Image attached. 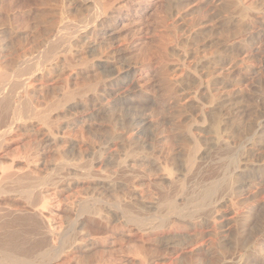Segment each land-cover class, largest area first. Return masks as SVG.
I'll return each instance as SVG.
<instances>
[{
    "label": "bare ground",
    "instance_id": "bare-ground-1",
    "mask_svg": "<svg viewBox=\"0 0 264 264\" xmlns=\"http://www.w3.org/2000/svg\"><path fill=\"white\" fill-rule=\"evenodd\" d=\"M37 1L49 14L31 26ZM22 37L34 40L33 58ZM262 51L264 0H0V264H93L72 263L64 248L81 254L117 229L139 234V244L134 237L121 246L129 264H174L211 250L225 258L219 228L245 217L232 196L228 213L219 200L237 177L209 179L202 146L235 143L240 86L264 78ZM260 115L239 150L226 153L228 169L264 175V158L253 160L264 138V109ZM157 133L178 145L179 163L157 148ZM53 153L59 159L48 165ZM151 165L161 170L156 178L146 175ZM193 169L203 174L188 186ZM83 179L107 186L113 199L70 193L61 205L63 190ZM89 225L109 233L96 236ZM190 230L208 243L186 239ZM109 248L108 256L120 251ZM112 260L94 264H122Z\"/></svg>",
    "mask_w": 264,
    "mask_h": 264
},
{
    "label": "rangeland",
    "instance_id": "rangeland-1",
    "mask_svg": "<svg viewBox=\"0 0 264 264\" xmlns=\"http://www.w3.org/2000/svg\"><path fill=\"white\" fill-rule=\"evenodd\" d=\"M38 3V1L37 2H35V3H33L32 4V8H33V12L30 14V25L31 26H33L34 25V23H36V18H38V17H41L43 14L44 15H47V14H49V11H47V10H41V11H39V9H35V8H38V7H36V5L35 4H37ZM39 5V4H38ZM37 5V6H38ZM42 8H41V7ZM45 6V5H44ZM39 7L41 8V9H43V5H39ZM45 7H47V6H45ZM35 12H36V15H35ZM46 12H48V13H46ZM70 13V14H69ZM39 14V15H38ZM41 14V15H40ZM65 14H68V15H71L72 14V11H68V12H66ZM32 15V16H31ZM43 15V16H44ZM35 21V22H34ZM32 22H33V24H32ZM31 26H30V28H31ZM25 38V39H24ZM29 38L31 39L32 37H22V39L20 38V39H18V42L21 44V45H23V46H25V47H29L30 46V53L32 54H30V57H34L35 56V50L34 49H32V46H33V43H34V40L32 39V40H29ZM20 40V41H19ZM26 40V41H25ZM28 40H29V42H28ZM29 43V44H28ZM32 44V45H31ZM31 50H33V51H31ZM262 55V56H261ZM32 57V58H33ZM259 57H264V52L262 51L261 53H260V55H259ZM262 65H264V61H263V63H262ZM248 81L249 80H243V82L241 83L242 84V86L243 87H245V88H243L242 86H240L241 87V89H243L242 90V93H241V96L243 97H239V102H238V104H239V115L241 114V113H243V114H241L240 115V120H241V122H240V126H239V128H238V130L236 131V134H234L233 135V137H231L232 139H233V141L235 142V143H233V142H231L229 145H226L224 142H220V143H214V141H206V142H204V144H203V146L202 147H204V148H206V151H205V153L203 154L204 155V157H206L204 160H207V161H209V162H207L208 164H209V166L208 167H206L207 169H208V171H207V173L209 174V179H222V178H224V177H227L229 174L230 175H235L237 178H236V182H234L235 183V185H234V189L232 190V191H234V192H232V191H230V195L228 196V193L227 194H225V196L223 197V198H221L219 201H221V204L223 203V206H222V208L225 210V211H227V213L228 212H230V210H228V207H227V203L228 202H226L227 201V199H229V197H231L232 196V198L233 199H235V200H238L239 201V204H238V207L239 208H237L238 210L237 211H239V213L240 214H242L244 217H245V219H243L242 221H244V222H240V224L238 223L239 221H237L236 223L238 224L237 225V227L236 228H233V229H231L230 231H226L225 229L228 227V225H230V224H226V223H224V225L222 226V229H221V227L219 228V230L221 231H225L224 232V234H227V237L225 236V237H220V238H218L219 240H218V242H219V244L222 246V248L225 250V258H222V259H220L219 261H218V253H215L216 251H214V250H211V252H209V253H203V252H205V251H200L198 254H196L195 256H193V258L194 259H192V258H190V259H192L191 261H190V259L188 258V257H185V258H183L181 261H175L174 262V264H208V259L210 260V261H212L213 260V262H211L212 264H214L215 262V264H231V261L233 260V259H235V257L237 256V254H239V253H241V254H243L244 255V257H245V260H244V264H264V175L261 173H258V174H255V175H252V176H249L248 174H242V173H239L238 171H236L235 169H231V168H229V169H231V171H229V169L227 168L228 166L229 167H231L230 165H228L227 166V163H229V156L227 155V154H231V152L232 153H234V151H236V149H237V151L239 150V143L240 142H246V140L247 139H245V137L247 138V135H248V133H249V128H250V124H251V121L253 120V119H256V120H258L260 117H261V113H262V110L264 109V102H263V98H262V96H261V94L262 95H264V78H262V80L261 79H257V80H254L253 82H251V80H250V83L249 84H251V86L248 84ZM245 83H246V85H245ZM245 86H244V85ZM248 85V86H247ZM251 87V88H250ZM249 89V90H248ZM256 90V91H255ZM257 93V94H255V92ZM263 91V92H262ZM246 92V93H245ZM250 92V93H249ZM261 92V93H260ZM242 94H244V95H242ZM254 94V95H253ZM254 96V97H253ZM248 97V98H247ZM242 98V100H240ZM245 98V99H244ZM251 98H253V99H251ZM245 101H247V102H245ZM262 101V102H261ZM240 103H241V105H240ZM244 103H246V104H244ZM249 105V106H248ZM245 106H247V107H245ZM243 110H242V109ZM241 109V110H240ZM254 109V110H253ZM256 112V113H255ZM167 114H165V115H156V116H154V118H158L159 120H162L163 119V116H166ZM161 116V117H160ZM168 116V115H167ZM243 117V118H242ZM162 118V119H161ZM261 119V118H260ZM259 119V120H260ZM243 121V122H242ZM248 122V123H247ZM245 124V125H244ZM246 125H249V126H246ZM245 127V128H244ZM248 127V128H247ZM241 128V129H240ZM240 129V130H239ZM102 134V132H98L97 134H96V137H95V141H96V144H99V142L100 141H102V139H103V135H102V137H99L98 138V136H100L101 134ZM98 134H100V135H98ZM163 134V133H162ZM161 133L159 134V133H157L156 134V145H157V148H160V145H162L163 144V146H165V147H163V150L166 152L167 151V148L168 149H170L169 150V152L172 154H174V156H175V160H177L178 161V163H179V160H180V155L178 154V151H179V148H178V145H176V143L175 144H172L171 143V141H169L170 140V137L168 136V138H166V139H160V137H161V135H162ZM170 134V133H169ZM98 135V136H97ZM159 136V137H158ZM96 138H97V140H98V143H97V140H96ZM159 138V140H157ZM231 139V140H232ZM100 140V141H99ZM162 140V141H161ZM167 141H169V142H167ZM263 141V142H262ZM165 142V143H164ZM160 143V144H159ZM170 143V144H169ZM210 143V144H209ZM212 143V144H211ZM223 143V144H222ZM261 143H262V145L260 146V148H258L257 149V151H255V155H254V159L253 160H260V159H263L264 158V138H262V140H261ZM159 144V145H158ZM207 144V145H206ZM240 144H242V143H240ZM172 145H174V146H172ZM205 145V146H204ZM170 147V148H169ZM222 147H224V149L222 148ZM230 147V148H229ZM232 147V148H231ZM236 147V148H235ZM220 148V149H219ZM225 148H226V150H225ZM225 151V153H223L224 151ZM202 151V150H201ZM200 151V152H201ZM218 151V152H217ZM231 151V152H230ZM229 152V153H228ZM177 153V154H176ZM227 153V154H226ZM58 155L59 154H56V153H53V155L51 156L53 159H54V157L56 158V159H54V161H49V164L48 165H51V163H53V162H55L56 160H58L59 159V157H58ZM58 157V158H57ZM228 159V160H227ZM227 161V162H226ZM205 162V164H206V161H204ZM139 164V163H138ZM211 164V165H210ZM206 166H207V164H206ZM227 166V167H226ZM212 167H213V169H214V167H215V171L212 169ZM223 167H224V169H223ZM151 168V169H150ZM157 168V169H156ZM211 168V170H209ZM155 169V170H154ZM228 169V171L229 172H231V173H226V172H228V171H226ZM225 170V171H224ZM148 171H149V173H143V174H146V175H149V176H151L152 178H156L157 177V175H160V171H159V168L158 167H155V166H153V165H151V166H148ZM211 173H210V172ZM151 172H152V174H151ZM154 172V173H153ZM157 172V173H156ZM197 171H196V169H193V170H191L188 174H187V178L186 179H188V183H193L196 179H197V177L200 175L201 176V174H203V173H198L197 172V174H195ZM225 172V173H224ZM207 173H206V175H207ZM156 174V175H155ZM191 174V175H190ZM224 174V175H223ZM226 175V176H225ZM243 175H245V176H243ZM263 175V176H262ZM182 176V175H181ZM192 176H193V179H192ZM212 176V177H211ZM261 176V177H260ZM180 177V176H179ZM183 177V176H182ZM211 177V178H210ZM214 177V178H213ZM218 177V178H217ZM189 178H191V180L189 179ZM186 179L184 178L182 181H185L186 183H187V181H186ZM239 179V180H238ZM253 179V180H252ZM190 180V181H189ZM208 180V179H207ZM86 179H83L82 180V182L83 183H80L79 185H77V186H75V187H73L72 189H70V190H74V191H71L70 192V190L69 189H67V190H63V192H62V194L60 195V197H63V198H60V203H61V205H63V203L64 204H70V202H68L69 200L71 201V199L69 198V197H71L72 195V197H74V196H77V194H78V196L80 195V199L79 200H81V198H83V199H90L93 195H95V192H96V194H98V191H99V193L100 192H102L101 193V195H103L105 192H106V194L108 195H105L104 194V197L107 199V200H112L113 198H111V196H112V194L110 193V189H108V187L107 186H105L104 188L103 187H99V185L98 186H96V184H89V182L87 181ZM187 183V185L189 186V185H192V183L191 184H188ZM86 184V185H85ZM86 187H85V186ZM88 185V186H87ZM82 186V187H81ZM144 186H146V187H150L148 184L146 185H144ZM94 187V188H93ZM123 187V188H122ZM221 187L222 186H220L219 188L221 189ZM223 187H224V185H223ZM222 187V189L221 190H223L224 188ZM75 188H77L78 189V191H81V192H79L78 193V191L77 190H75ZM84 188H91V189H84ZM126 187H124V186H122L121 185V187H120V185H119V187H118V191L119 192H121L120 190H124ZM81 189V190H80ZM100 189H101V191H100ZM90 190V191H89ZM106 190V191H105ZM109 190V191H108ZM220 190V191H221ZM65 191V192H64ZM68 192V194H64V193H67ZM76 191V192H75ZM84 191V192H83ZM91 191H93V192H91ZM108 191V192H107ZM112 192V191H111ZM70 193H72V195L70 196ZM74 193H76V194H74ZM113 193V192H112ZM226 193V192H225ZM235 193V194H234ZM231 194H233V195H231ZM65 195H68L67 197H65ZM110 195V196H109ZM119 195H121V194H119ZM154 195V194H153ZM158 194H155L153 197H156ZM77 196V197H78ZM88 196V197H87ZM90 196V197H89ZM65 197V198H64ZM71 197V198H72ZM86 197V198H85ZM108 197V198H107ZM110 197V198H109ZM68 198V199H67ZM79 198V197H78ZM232 198H230V199H232ZM237 198V199H236ZM64 199H66V200H64ZM61 200H64V201H66V202H63V201H61ZM66 204V205H67ZM63 206H65V205H63ZM229 216H230V214H229ZM228 217V216H227ZM253 217V218H252ZM243 226V227H242ZM89 227H90V225H89ZM89 227H88V230L90 231V232H92V234H94V235H96V236H99V235H106V234H108L109 233V230L108 231H106L107 229H109L110 227L109 226H105V225H100V226H96V227H94V226H91L90 227V229H89ZM92 227H93V229H92ZM99 227V228H98ZM97 228L99 229V230H97ZM101 228V229H100ZM104 228V229H103ZM106 229V230H105ZM235 229V230H234ZM103 230V232H101ZM106 231V232H105ZM108 232V233H107ZM113 232H115L114 234H113V237L115 238H112V242L110 241V242H105L106 243V246H105V243H99V242H97V244L95 245V244H91V248H87L86 250H82V252H81V254H80V252L78 251V252H75V253H73V254H69V253H71L72 251H70L69 249V247H66V248H64V250H63V252H64V254L66 253V256H67V254H68V258L70 257V261L72 262V263H75L76 261H78V260H80V259H82L81 261H79V262H82V263H96V261H95V259H97V257H99V256H102V255H104V256H107L108 258H110V259H112V258H114V255H115V260H112V262L113 261H115V263H122V264H124V262L126 263V264H129V262H128V260H130V257H131V255H130V257H129V255L128 254H126L125 252L123 253V248L125 247V246H127V244L129 245V244H132L133 243V241L134 240H138V238H137V236L139 235V234H135L134 233V235L132 234L133 232H131V234L130 235H124L123 236V234H121L122 232L120 231V230H118L117 229V231H113ZM188 233H189V236L190 237H186V239L187 238H189L188 240L189 241H191L192 239H195L194 241H197V242H199V240H200V242L199 243H201V242H204L203 244H207L208 243V239L210 238V236L209 235H207V234H205V235H203L202 236V239H199V237H196L197 235H195V237H194V231H192V230H190V231H187ZM187 232H185L186 234H188ZM96 233H98V234H96ZM102 233V234H101ZM106 233V234H105ZM208 237H207V236ZM206 236V237H205ZM118 237V238H117ZM127 237V238H126ZM135 237V238H134ZM134 238V239H133ZM137 238V239H136ZM251 238V239H250ZM122 239V240H121ZM124 239V240H123ZM132 239H133V241H132ZM199 239V240H198ZM118 240V241H117ZM128 240H131V241H128ZM188 240H186V241H188ZM203 240V241H202ZM205 240V241H204ZM236 240V241H235ZM126 241V242H125ZM185 241V240H184ZM206 241H207V243H206ZM222 241V242H221ZM233 241V242H232ZM132 242V243H131ZM135 242V241H134ZM238 242V243H237ZM255 242V243H254ZM136 243V242H135ZM232 243V244H231ZM101 244H103V245H101ZM115 244V245H114ZM117 244H120V247H119V245L118 246H116ZM124 244H126V245H124ZM136 244H139V242L137 241V243ZM223 244V245H222ZM92 245H94V246H92ZM98 245V246H97ZM112 245V246H111ZM160 245L162 246V244L160 243ZM96 246V247H95ZM103 246H104V248H103ZM123 248H122V247ZM232 246V247H231ZM90 247V246H89ZM111 248L112 249V247H114V249L115 250H120L121 251V253H120V251H116V253H115V251H114V253H112V255L110 256H108L107 254H106V252H105V250H108L107 248ZM119 247V248H118ZM109 248V249H110ZM118 248V249H117ZM120 248H122V249H120ZM231 248V249H230ZM68 249V250H67ZM103 249V250H102ZM229 249V250H228ZM233 249V250H232ZM98 250H100V252L98 251ZM70 251V252H69ZM81 251V250H80ZM89 253H88V252ZM92 251H94V252H92ZM102 251H104L103 253H101ZM63 252H62V254H63ZM68 252V253H67ZM87 252V253H86ZM99 252V253H98ZM214 252V253H213ZM86 253L87 255H84V254ZM94 253H96V255H98V254H100L99 256H96ZM98 253V254H97ZM118 253H119V255H118ZM78 254V255H77ZM83 254V255H82ZM106 254V255H105ZM121 254V255H120ZM125 254H126V256H125ZM206 254H208L207 255V258H206ZM210 254H211V256H210ZM217 254V255H216ZM77 255V256H76ZM80 255V256H79ZM198 255V256H197ZM213 255H214V257H213ZM75 256L77 257L76 259H74L75 258ZM82 256V257H81ZM91 256V257H90ZM196 256H197V259H195L196 258ZM200 256V257H199ZM208 256H210L211 257V259H210V257H208ZM74 257V258H73ZM78 257H80V258H78ZM85 257V258H84ZM117 257V258H116ZM126 257V258H125ZM213 257V258H212ZM86 258H88V259H86ZM90 258V259H89ZM120 260H119V259ZM187 258V259H186ZM200 258V260L198 261V259ZM202 258V259H201ZM78 259V260H77ZM126 259V260H125ZM185 259V260H184ZM205 259V260H204ZM74 260V261H73ZM124 260V261H123ZM196 262H195V261ZM202 260H203V262H202ZM207 260V261H206ZM83 261H86V262H83ZM118 261H120V262H118ZM192 261H194V262H192ZM128 262V263H127ZM202 262V263H201ZM205 262V263H204ZM114 263V262H113Z\"/></svg>",
    "mask_w": 264,
    "mask_h": 264
}]
</instances>
